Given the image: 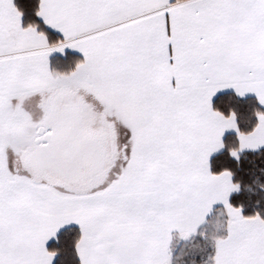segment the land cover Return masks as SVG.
<instances>
[{"label":"snow or ice","instance_id":"1","mask_svg":"<svg viewBox=\"0 0 264 264\" xmlns=\"http://www.w3.org/2000/svg\"><path fill=\"white\" fill-rule=\"evenodd\" d=\"M262 146L264 0H0V264H264Z\"/></svg>","mask_w":264,"mask_h":264},{"label":"trees","instance_id":"2","mask_svg":"<svg viewBox=\"0 0 264 264\" xmlns=\"http://www.w3.org/2000/svg\"><path fill=\"white\" fill-rule=\"evenodd\" d=\"M221 163L232 168L233 179L239 180L241 184L240 191L232 195V202L242 204V211L245 214H252L258 210L264 213V187H262L264 185V148L242 152L239 162L224 152L221 154ZM212 251L213 247L204 251V260L208 259ZM184 264H192V262Z\"/></svg>","mask_w":264,"mask_h":264},{"label":"rangeland","instance_id":"3","mask_svg":"<svg viewBox=\"0 0 264 264\" xmlns=\"http://www.w3.org/2000/svg\"><path fill=\"white\" fill-rule=\"evenodd\" d=\"M218 226L217 222H211L204 226V230L211 235ZM197 240L185 241L181 246V251L174 257L172 264H184L185 262H192L195 260L196 264H203L204 251H208L210 247H213L210 242L204 241L202 237L197 236ZM199 240V241H198ZM197 243H201L203 246L201 250L193 251V246ZM206 255V254H205Z\"/></svg>","mask_w":264,"mask_h":264},{"label":"crops","instance_id":"4","mask_svg":"<svg viewBox=\"0 0 264 264\" xmlns=\"http://www.w3.org/2000/svg\"><path fill=\"white\" fill-rule=\"evenodd\" d=\"M264 148V146H262L261 148H258V149H255V150H259V149H262ZM255 150H251V149H245L243 152L245 151H255ZM234 158V157H233ZM232 197V196H231ZM220 219V213L218 210L214 211L211 215H210V222L212 224V222H217L219 221ZM209 222V223H210ZM185 241H181L180 243L176 244L173 248V259L174 257L181 251L182 249V244L184 243ZM173 262V261H172Z\"/></svg>","mask_w":264,"mask_h":264}]
</instances>
